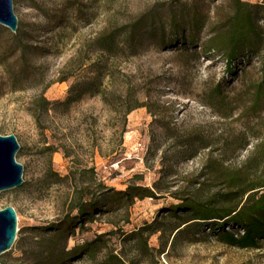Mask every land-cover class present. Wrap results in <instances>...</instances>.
<instances>
[{
	"label": "rangeland",
	"instance_id": "rangeland-1",
	"mask_svg": "<svg viewBox=\"0 0 264 264\" xmlns=\"http://www.w3.org/2000/svg\"><path fill=\"white\" fill-rule=\"evenodd\" d=\"M177 2L12 0L21 35L15 38L0 24V134H13L19 144L15 160L22 165L23 181L0 191V209L14 208L17 229L11 247L0 254L2 264H34L27 252L37 238L35 228L60 217L75 188L90 190L97 182L114 189L145 185L156 197L97 215L84 229H75L66 248L111 230L105 236L108 246L123 264H264V241L248 249L227 245L202 223L174 239L165 230L174 224L166 211L177 202L171 192L200 170L208 151L235 166L264 136V108L246 112L249 85L260 79L261 53L228 71L219 54L199 49L207 27L195 44L160 45L145 38L129 50L119 40L108 51L95 41L115 24L151 8L163 12ZM189 2L212 22L223 0ZM72 82L87 91L67 103ZM214 86L225 106L211 96ZM136 103L142 105L133 107ZM188 133L202 142L190 141ZM241 135L246 144L237 148ZM144 224L164 228L143 231L147 253L119 236ZM104 252L98 251L96 262ZM66 264L91 262L80 258Z\"/></svg>",
	"mask_w": 264,
	"mask_h": 264
},
{
	"label": "trees",
	"instance_id": "trees-1",
	"mask_svg": "<svg viewBox=\"0 0 264 264\" xmlns=\"http://www.w3.org/2000/svg\"><path fill=\"white\" fill-rule=\"evenodd\" d=\"M176 4H169L163 12L151 8L128 22L115 24L101 31L95 41L100 49L108 51L115 50L119 40L129 50H134L145 38L155 39L160 45L176 40L183 45L195 44L199 31L207 27L209 35L199 49L204 54H219L228 71H232L237 62L261 53L260 79L249 85L246 112L255 114L263 109L264 0H223L215 8V20L212 22L208 21L207 12L189 0H179ZM20 35L21 30L17 26L14 37L18 39ZM218 89L214 86L211 96L225 106V98ZM86 91L80 83L72 82L65 101L78 100ZM141 105L136 103L133 107ZM188 137L192 142H202V137L194 133H188ZM234 143L237 148H243L246 144L244 136H239ZM171 195L177 202L166 211L174 219V224L165 230L168 229L173 239L181 230L202 223L224 244L246 249L259 247L264 241V136L256 140L245 158L235 166L224 164L222 157L213 156L208 151L200 170ZM145 197L153 198L156 194L148 186L133 183L123 189L107 187L101 182L90 190L88 186L75 188L66 211L53 221L35 228L37 238L31 242L32 248L27 254L32 256L34 264H66L80 258L91 264H123L124 259L112 254L108 246L109 238L105 236L112 233L111 230L95 234L71 248H66V239L75 229H84L85 223L92 222L97 215L129 206L135 199ZM158 225L144 224L128 233L121 231L119 236L123 240H131L141 252L147 253L148 233L143 231H164ZM21 240L22 237L18 242L22 248ZM101 249H105L104 255L96 262V254ZM23 252L26 253L24 249Z\"/></svg>",
	"mask_w": 264,
	"mask_h": 264
},
{
	"label": "water",
	"instance_id": "water-1",
	"mask_svg": "<svg viewBox=\"0 0 264 264\" xmlns=\"http://www.w3.org/2000/svg\"><path fill=\"white\" fill-rule=\"evenodd\" d=\"M0 24L16 31L17 18L12 10V0H0ZM18 148L13 134H0V191L22 184V165L15 160ZM16 231L15 210L7 205L0 209V254L11 247Z\"/></svg>",
	"mask_w": 264,
	"mask_h": 264
}]
</instances>
